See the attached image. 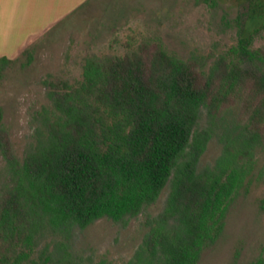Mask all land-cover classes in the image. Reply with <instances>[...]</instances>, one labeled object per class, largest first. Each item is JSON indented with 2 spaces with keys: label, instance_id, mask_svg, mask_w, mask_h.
I'll list each match as a JSON object with an SVG mask.
<instances>
[{
  "label": "trees",
  "instance_id": "16d2710c",
  "mask_svg": "<svg viewBox=\"0 0 264 264\" xmlns=\"http://www.w3.org/2000/svg\"><path fill=\"white\" fill-rule=\"evenodd\" d=\"M256 1L247 23L264 21V1ZM251 33L243 28L236 44L209 59L181 58L155 39L127 43L122 54H90L80 81L50 84L36 142L22 160L0 108L7 174L0 185V264H27L49 228L137 215L170 178L164 212L125 264H196L221 233L264 140V47H253ZM13 61L0 57V77ZM202 107L213 122L237 113L222 155L198 169L209 139L194 132ZM46 259L75 264L67 252ZM251 264H264V257Z\"/></svg>",
  "mask_w": 264,
  "mask_h": 264
},
{
  "label": "rangeland",
  "instance_id": "374dc122",
  "mask_svg": "<svg viewBox=\"0 0 264 264\" xmlns=\"http://www.w3.org/2000/svg\"><path fill=\"white\" fill-rule=\"evenodd\" d=\"M252 1L87 0L29 43L0 77L1 123L9 132L14 155L22 160L35 144L39 113L50 102V84H76L90 54H122L127 43L155 39L184 59L215 58L236 44L245 27L253 34V47H264V21L245 20ZM236 113L237 109L225 120L213 122L205 107L199 110L194 132H207L209 139L198 169L213 167L222 155L227 137L234 133ZM253 158L250 174L228 206L221 233L204 248L196 264H251L264 257V140L257 144ZM5 167L0 150V185L7 175ZM171 179L157 200L135 216L121 220L104 216L86 226L47 229L27 264H50L47 254L59 258L65 252L75 264L127 263L154 218L164 212Z\"/></svg>",
  "mask_w": 264,
  "mask_h": 264
},
{
  "label": "crops",
  "instance_id": "0c3cea01",
  "mask_svg": "<svg viewBox=\"0 0 264 264\" xmlns=\"http://www.w3.org/2000/svg\"><path fill=\"white\" fill-rule=\"evenodd\" d=\"M87 0H0V57L16 59Z\"/></svg>",
  "mask_w": 264,
  "mask_h": 264
}]
</instances>
